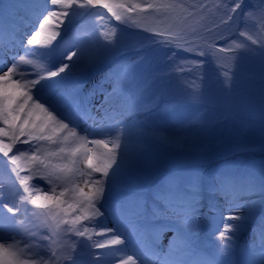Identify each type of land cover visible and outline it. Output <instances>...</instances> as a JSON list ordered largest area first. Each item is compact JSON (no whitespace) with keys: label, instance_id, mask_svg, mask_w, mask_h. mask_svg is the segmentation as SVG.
I'll list each match as a JSON object with an SVG mask.
<instances>
[{"label":"snow or ice","instance_id":"6c2138e0","mask_svg":"<svg viewBox=\"0 0 264 264\" xmlns=\"http://www.w3.org/2000/svg\"><path fill=\"white\" fill-rule=\"evenodd\" d=\"M21 6L26 9L22 32L15 20L5 24L6 17L20 15L15 10ZM97 7L119 22L110 33L97 34L85 21ZM170 19L174 22L159 26ZM154 21L157 27L151 26ZM119 25L150 33L139 62L159 50L163 70L127 80L118 70L105 97L110 107L97 122L85 106L83 81L125 54ZM69 33L71 43L65 41ZM213 36L224 44L208 43ZM62 45L67 47L53 60ZM219 53L227 61L213 70ZM0 64V158L6 161V177H0V264H100L92 249L117 245L124 246L117 252L132 251L118 264H264V175L259 181L224 170L208 179L198 173L170 176L153 190L151 204L142 193L157 142L183 151L207 148L211 125L202 116L176 124L157 119L175 106L162 105L164 84L182 103L202 105L214 78L226 92L227 106L236 108L242 103L238 88L258 82L264 125V0H30L24 5L0 0ZM123 71L127 74L128 66ZM158 82L161 90L149 97ZM35 179L49 187L37 186ZM256 195L259 211L256 201L245 199ZM215 197L225 205L218 206ZM205 199L223 223L215 251L207 253L197 245L204 228L200 217L207 216ZM250 221L255 240L240 246ZM164 231L173 237L168 251L160 253L156 244ZM93 235L107 238L100 242Z\"/></svg>","mask_w":264,"mask_h":264},{"label":"rangeland","instance_id":"374dc122","mask_svg":"<svg viewBox=\"0 0 264 264\" xmlns=\"http://www.w3.org/2000/svg\"><path fill=\"white\" fill-rule=\"evenodd\" d=\"M15 1L25 2L26 0H3V4L14 5ZM137 2L142 3L144 0H137ZM177 2L190 3L192 0H177ZM202 2L215 3L216 0H202ZM89 12L90 15L85 18V21L97 34L101 32L110 33L111 28L119 24V22L115 21V19L107 13L106 9L97 7L89 9ZM100 17H103V19ZM173 22L174 21L170 19L165 24H160L159 26L165 27L167 24ZM188 23L191 24L193 21H188ZM151 26L157 27V23L154 21ZM223 34L227 35L226 32ZM72 35V33H69L68 36L65 37V41L71 43ZM149 35L150 33L144 32L141 29L119 25V48L121 52L125 54L117 56L115 63L99 66L98 68L101 69V67H104L105 70L100 74L97 73L98 75L92 78L94 71L98 68L93 69L86 75L83 81V84L86 82L84 87H88V89L96 93L98 101L106 102L105 97L114 87L115 74L118 70H120V75L124 76L125 80L130 79L133 74L139 75L141 73L160 72L163 70V53L159 50L149 52L142 63L139 62L140 58L134 60L138 62L135 65H133L134 61L128 65L124 63L131 55L143 54V49L148 43L144 37ZM239 39L242 40L243 38L241 37ZM208 43L223 45L224 41L213 36L209 39ZM66 47L67 45L58 47L60 49L58 53L63 51ZM180 55L185 56L188 54L181 52ZM218 55L222 59L218 61L214 60L213 65L210 66L213 70L215 69V64L226 63L227 61L226 54L219 53ZM65 62L67 61L65 60ZM126 66H128L127 74L123 71ZM246 67L250 66L246 65ZM160 90L161 85L158 82L154 86L153 91H150L147 95L150 97L155 91ZM163 91L165 97L162 101H174L175 106L167 112H160L161 115L158 118L166 120L167 117L176 116L181 112L189 113L200 107V105L182 103L181 95L174 93L172 87L168 84L163 85ZM259 91L258 82H245L238 88L236 93L242 98L241 106L229 108L227 106L228 100L226 92L221 84L213 78L212 82L208 84L205 101L202 104L205 106L206 113L200 114L203 120L211 125L207 139L204 140V143L207 145L206 150L203 153L192 149L188 151H179L177 148L172 149L167 147L164 143L157 142L153 149L154 168L150 172V178L144 182L142 187L144 198L150 200L153 190L158 186L161 180L170 176L188 177L192 173H198L205 179H208L214 171L224 170L236 175H252L259 181L262 175H264V125H262L260 115ZM18 147L23 148L27 146L18 145ZM5 163L6 161L0 158V165L4 167H1V169L6 173ZM21 174L23 175L25 173ZM33 183L45 189L49 187L45 181L40 179L33 180ZM250 199L256 201L259 211V195L252 196ZM205 201L204 203H206ZM149 204H151V200ZM217 205L223 206L224 204L222 202H217ZM29 207L31 206L29 205ZM207 216L214 220L213 216ZM167 232L173 236L172 232ZM214 232H199L197 234V245L201 251L205 253L215 251L218 242ZM73 239L76 238L73 237ZM93 239L102 242L106 237L98 236L97 238L93 237ZM169 241L170 240H167V242L162 245L159 243V245H161V247L166 245L168 250ZM59 242L63 244L64 241L61 239ZM92 251L100 254V264H115L110 261L104 262L102 260L103 249H92Z\"/></svg>","mask_w":264,"mask_h":264},{"label":"bare ground","instance_id":"6f19581e","mask_svg":"<svg viewBox=\"0 0 264 264\" xmlns=\"http://www.w3.org/2000/svg\"><path fill=\"white\" fill-rule=\"evenodd\" d=\"M16 2L17 1H15V4L14 5H18V4L19 5H24V4L29 3L30 0H26L25 2L19 1L21 3H18V2L16 3ZM25 10L26 9L24 7H22V6L21 7H18L15 11H17L20 15L12 16V17H6L5 18V24L11 22L12 20H15L17 22V24L19 25V28L22 27V25L20 23V20L16 19V17L17 18H21V16L24 14ZM6 41H7V38H5V43H6L5 46H7V44H8V41L7 42ZM0 66H3V65L0 64ZM91 100L92 99L90 97H88L86 99L85 106L89 110L90 115L98 122L99 119H100V117L102 116L104 110L105 109H108L109 106H108L107 103H101V104H99L98 109L97 110L96 109L94 110V111H96V113H94V111H92L91 106L88 104ZM88 121L89 122L87 124H92L93 123V120L92 119H89ZM90 121H91V123H90ZM0 177H2L1 174H0ZM9 192L11 193V188H9ZM215 199L216 200H220L221 198L215 197ZM245 199H250V197H245ZM222 211H223V209H222ZM232 211L235 212V209H233ZM212 215H216L217 216L216 220L215 221H212V219L209 220V218L207 217L206 218L207 223H206V221H205V223L207 224V227H208L207 229L208 230H215V234L217 235V232L219 230H222L223 223L219 220L218 214H215L214 212H212ZM223 215L224 216H227V215H229V212L228 211H223ZM251 227H252L251 224L247 225V229H249V228L251 229ZM166 233L167 232L164 231L162 233V235H160L158 237L157 240H159V238H161V240L170 238L169 236H165ZM245 234H246V232L242 235V237H244ZM109 235H111V234H109ZM94 237H97V236L94 235ZM122 248H124V246L117 245V246H113L112 248H105V249H103L102 260L104 262H109L110 261V262H113L115 264H118L119 260L122 259V258H126V256L128 255V252H130V250H131L129 248V249H124L123 251H119V252L115 251V249H122Z\"/></svg>","mask_w":264,"mask_h":264}]
</instances>
